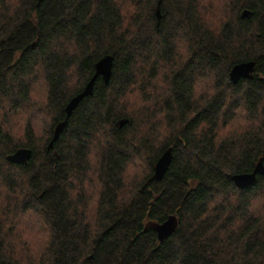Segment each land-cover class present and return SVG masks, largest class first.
<instances>
[{
    "label": "trees",
    "instance_id": "16d2710c",
    "mask_svg": "<svg viewBox=\"0 0 264 264\" xmlns=\"http://www.w3.org/2000/svg\"><path fill=\"white\" fill-rule=\"evenodd\" d=\"M215 1L0 0V264L264 263V174L232 180L264 166V0ZM168 216L162 242L144 231ZM23 222L46 235L35 257Z\"/></svg>",
    "mask_w": 264,
    "mask_h": 264
},
{
    "label": "water",
    "instance_id": "95a60500",
    "mask_svg": "<svg viewBox=\"0 0 264 264\" xmlns=\"http://www.w3.org/2000/svg\"><path fill=\"white\" fill-rule=\"evenodd\" d=\"M43 0H38L41 2ZM249 12L248 11H243L242 17H248ZM157 17L159 19V13L157 11ZM112 65H113V58L112 56H105L102 59H100L96 64H95V69H94V74L91 77V79L88 81L84 89L75 97H73L65 107V114L66 117L64 121L59 122L54 130H53V137L52 140L50 141L48 148L53 147V143L58 139L59 135L61 134L62 130L67 124V118L71 115V113L74 111L76 106L79 104V102L92 94L93 91V85L95 80L98 77H101L102 81L107 84L112 73ZM255 69V62H245V63H240L236 64L233 66L229 72V80L231 83H237L240 79H250L253 76ZM125 124V121L121 120L119 121V127L123 126ZM172 149L169 148L167 149L157 160V162L154 165L153 169V175L149 179L150 181H158L161 180L164 173L168 169V166L170 164L171 158H172ZM31 156V150L26 149V148H21L16 150L13 154L9 155L7 157V160L13 164H20V165H26L27 162L29 161ZM262 175L264 174V166L262 165V161L260 160L257 165L255 166L253 172L251 174H240V175H235L232 177V180L234 181L235 185L243 189L249 185H251L254 180L256 175ZM178 224V220L175 216H168L165 221L162 223H149L145 226L144 231H148L151 229L152 231L155 232L157 236V240L159 242H162L164 239H166L169 235H171ZM264 264V263H263Z\"/></svg>",
    "mask_w": 264,
    "mask_h": 264
},
{
    "label": "rangeland",
    "instance_id": "374dc122",
    "mask_svg": "<svg viewBox=\"0 0 264 264\" xmlns=\"http://www.w3.org/2000/svg\"><path fill=\"white\" fill-rule=\"evenodd\" d=\"M217 2L219 3V0L215 1L214 3V6L217 7ZM213 4V3H212ZM220 5H218L217 8H219ZM216 8V9H217ZM138 94H134L132 97H131V101L134 102L136 101V99L138 98ZM42 99V95H39V99L38 100H41ZM38 103V102H36ZM138 105H141V103H138ZM16 123L14 124V130H13V133L16 135V136H19V134L21 133V125L18 124L19 121H15ZM20 123V122H19ZM136 167L132 168V172L135 174H137L139 172V168L141 169V165L140 164H136L135 165ZM25 222H28L27 220H24ZM34 226L32 225H26V223L23 222L22 226L19 228V229L16 227L14 228V230H17L18 233L20 234H24L25 237H23V239L26 241V244L30 246L31 248V251L35 256L38 255V253H40V251L42 250V248L44 247L45 245V242H46V235L44 232H42L43 230L41 229L39 231V229H32ZM42 232V233H40Z\"/></svg>",
    "mask_w": 264,
    "mask_h": 264
}]
</instances>
